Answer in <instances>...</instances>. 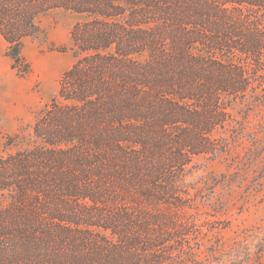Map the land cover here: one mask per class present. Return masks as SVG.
I'll return each instance as SVG.
<instances>
[{
  "label": "trees",
  "instance_id": "trees-1",
  "mask_svg": "<svg viewBox=\"0 0 264 264\" xmlns=\"http://www.w3.org/2000/svg\"><path fill=\"white\" fill-rule=\"evenodd\" d=\"M53 9L86 19L35 143L0 155V264H206L189 177L228 150L233 104L264 91V0H0L21 76Z\"/></svg>",
  "mask_w": 264,
  "mask_h": 264
},
{
  "label": "rangeland",
  "instance_id": "rangeland-1",
  "mask_svg": "<svg viewBox=\"0 0 264 264\" xmlns=\"http://www.w3.org/2000/svg\"><path fill=\"white\" fill-rule=\"evenodd\" d=\"M85 19L64 9L39 15L42 31L26 38L22 49L32 65L26 76L11 67L0 34V155L35 143L36 119L58 96L61 78L76 60L71 30ZM55 46L66 51L52 50ZM230 111L234 121L216 132L228 138V150L197 156L189 177L193 193L205 199L198 214L207 232L202 257L206 264H256L255 252L264 238V91L249 93ZM8 137L14 140L6 146Z\"/></svg>",
  "mask_w": 264,
  "mask_h": 264
}]
</instances>
